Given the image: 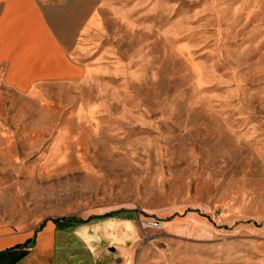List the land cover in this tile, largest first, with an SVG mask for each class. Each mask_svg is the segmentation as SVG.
<instances>
[{
  "label": "rangeland",
  "instance_id": "374dc122",
  "mask_svg": "<svg viewBox=\"0 0 264 264\" xmlns=\"http://www.w3.org/2000/svg\"><path fill=\"white\" fill-rule=\"evenodd\" d=\"M38 2L57 42L0 18V235L127 215L103 264H264V0Z\"/></svg>",
  "mask_w": 264,
  "mask_h": 264
},
{
  "label": "crops",
  "instance_id": "0c3cea01",
  "mask_svg": "<svg viewBox=\"0 0 264 264\" xmlns=\"http://www.w3.org/2000/svg\"><path fill=\"white\" fill-rule=\"evenodd\" d=\"M9 0H0V18L5 14ZM30 3L43 19L47 29L54 35L47 25L38 0H24ZM56 41V39L54 38ZM57 42V41H56ZM58 44V43H57ZM8 68L3 79L6 78ZM41 79L36 78L31 82ZM30 82V83H31ZM29 83V85H30ZM23 90V89H20ZM132 217L121 216L118 219L86 223L75 221H52L44 223L35 235L5 234L0 235V263L4 264H103L111 257L106 255L125 257L134 242L136 233ZM113 249L114 251H110ZM110 251V252H109Z\"/></svg>",
  "mask_w": 264,
  "mask_h": 264
},
{
  "label": "built area",
  "instance_id": "2783aa9c",
  "mask_svg": "<svg viewBox=\"0 0 264 264\" xmlns=\"http://www.w3.org/2000/svg\"><path fill=\"white\" fill-rule=\"evenodd\" d=\"M150 228L158 229L159 228V223H157V222L150 223Z\"/></svg>",
  "mask_w": 264,
  "mask_h": 264
},
{
  "label": "water",
  "instance_id": "95a60500",
  "mask_svg": "<svg viewBox=\"0 0 264 264\" xmlns=\"http://www.w3.org/2000/svg\"><path fill=\"white\" fill-rule=\"evenodd\" d=\"M110 251H113V249H110Z\"/></svg>",
  "mask_w": 264,
  "mask_h": 264
},
{
  "label": "trees",
  "instance_id": "16d2710c",
  "mask_svg": "<svg viewBox=\"0 0 264 264\" xmlns=\"http://www.w3.org/2000/svg\"><path fill=\"white\" fill-rule=\"evenodd\" d=\"M0 264H4V263H0Z\"/></svg>",
  "mask_w": 264,
  "mask_h": 264
}]
</instances>
